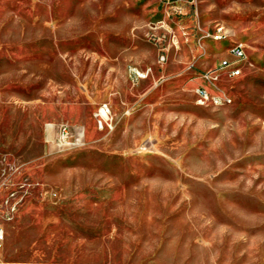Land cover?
<instances>
[{
    "label": "rangeland",
    "instance_id": "1",
    "mask_svg": "<svg viewBox=\"0 0 264 264\" xmlns=\"http://www.w3.org/2000/svg\"><path fill=\"white\" fill-rule=\"evenodd\" d=\"M0 228V264H264V0H0Z\"/></svg>",
    "mask_w": 264,
    "mask_h": 264
},
{
    "label": "built area",
    "instance_id": "2",
    "mask_svg": "<svg viewBox=\"0 0 264 264\" xmlns=\"http://www.w3.org/2000/svg\"><path fill=\"white\" fill-rule=\"evenodd\" d=\"M213 38L222 37V32L220 31V27H216L215 33L212 35ZM238 45H241L238 43ZM225 56L220 58L217 67H228L226 72L228 75H236L238 72L239 61L243 58L240 53H237V50H224ZM142 73H139V77H143ZM193 92L201 93V101H195L200 105H213L219 106L229 102V99L226 95L221 93H211L207 91L205 88H194ZM109 107L107 103L101 102L96 110L93 113V118L98 127H102L103 125L108 124L109 122ZM59 133L61 136L66 134V129L64 126L59 127ZM2 238V230L0 228V239Z\"/></svg>",
    "mask_w": 264,
    "mask_h": 264
},
{
    "label": "bare ground",
    "instance_id": "3",
    "mask_svg": "<svg viewBox=\"0 0 264 264\" xmlns=\"http://www.w3.org/2000/svg\"><path fill=\"white\" fill-rule=\"evenodd\" d=\"M231 50H237V53H240L243 57V49L239 45H234V47L231 48ZM198 93H199V96H201V93L200 92H198Z\"/></svg>",
    "mask_w": 264,
    "mask_h": 264
},
{
    "label": "crops",
    "instance_id": "4",
    "mask_svg": "<svg viewBox=\"0 0 264 264\" xmlns=\"http://www.w3.org/2000/svg\"><path fill=\"white\" fill-rule=\"evenodd\" d=\"M222 55L221 56H219L220 58H222V57H224L225 56V51L223 50V53H221ZM226 68V70H227V68L228 67H223V68H221V69H225ZM197 87H202V86H196L195 88H197ZM194 94H195V96H196V101H200L199 100V93L198 92H194Z\"/></svg>",
    "mask_w": 264,
    "mask_h": 264
}]
</instances>
